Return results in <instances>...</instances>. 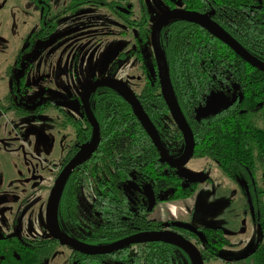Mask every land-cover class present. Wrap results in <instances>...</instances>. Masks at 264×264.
<instances>
[{
  "label": "trees",
  "instance_id": "1",
  "mask_svg": "<svg viewBox=\"0 0 264 264\" xmlns=\"http://www.w3.org/2000/svg\"><path fill=\"white\" fill-rule=\"evenodd\" d=\"M106 1L71 0V7L67 8L76 12L90 3L113 6L114 1ZM184 4L188 9L201 12L215 9L214 19L248 52L264 61V0H184ZM136 22L140 28L139 44L148 45L149 21ZM48 34L45 30L39 37L46 38ZM161 44L177 100L195 137L193 157L212 159L244 194H250L254 219L261 232V239L250 255L255 256L258 264H264V71L245 61L204 28L182 19L164 25ZM143 53L137 54L141 62ZM142 68L145 84L138 97L156 125L164 146L172 156H177L183 151L185 141L161 93L155 61L143 64ZM233 83L240 87L236 105L219 115L198 121L196 109L207 96L219 90L230 94ZM25 87L28 85L24 79L14 82L10 93L0 97V108L10 110L16 107L13 94L23 92ZM92 108L102 127V141L96 154L82 166V171L91 172L93 177L103 174L107 177L99 181L91 195L79 194L81 184L78 177L72 179L70 188L63 193L60 221L72 225L76 235L81 234L80 225L85 220L90 222L91 231L87 235L93 240L109 242L127 235L132 220L142 229L157 225L156 220H149L145 208L134 212L132 204L126 200L123 183L131 173L158 191L173 187L169 196L158 197L159 202L176 204L195 197L200 181L184 183V178L162 159L131 105L116 91L108 87L97 89L92 98ZM21 114L27 115L30 111L22 106ZM256 117L262 119L263 126L258 125ZM81 135L82 141L86 142L90 138V130ZM84 181L87 184V176ZM87 204H91L90 210ZM249 204L246 203L247 210ZM180 231L185 238L195 242L206 262L219 260L221 249L231 244L219 226L202 225L198 231L186 228ZM247 257L228 263L246 264ZM126 258L133 259L132 264H192L182 248L157 242L134 246L127 250Z\"/></svg>",
  "mask_w": 264,
  "mask_h": 264
},
{
  "label": "rangeland",
  "instance_id": "2",
  "mask_svg": "<svg viewBox=\"0 0 264 264\" xmlns=\"http://www.w3.org/2000/svg\"><path fill=\"white\" fill-rule=\"evenodd\" d=\"M67 2L69 0H53L51 14L60 11ZM145 3L151 21L168 9L164 0H145ZM40 15V10L30 0H0V96L10 89V70L15 66L9 65L18 61L25 37L39 28ZM122 30H128L127 23L105 6L88 4L74 16L65 15L57 31L46 40L39 39L33 49L22 55L19 67L29 74L32 82L25 100L32 103L38 98L52 99L69 112H78L85 86L95 77L109 76L113 61L122 51L130 50L136 30L127 36L121 35ZM141 75L139 63L127 58L116 78L139 92L143 86ZM61 115L56 108L21 118L12 112L0 111V197H4L0 200V230L10 232L19 226L25 236L46 233L45 213L39 203L47 193L42 190L43 184H50L52 165L75 140L73 126L62 128L56 124L63 119ZM256 122L263 126L260 117H256ZM202 165L204 161L191 159L179 167L178 172L187 180L202 179L205 176L200 169ZM15 178L24 183L29 180L32 190L27 193L20 189L19 184L14 183ZM27 196L29 201L24 205L23 198ZM16 214L20 216L18 224ZM158 214L157 209L151 216ZM67 250L60 246L46 264H65L61 255ZM252 259L247 264H257L255 258Z\"/></svg>",
  "mask_w": 264,
  "mask_h": 264
},
{
  "label": "flooded vegetation",
  "instance_id": "3",
  "mask_svg": "<svg viewBox=\"0 0 264 264\" xmlns=\"http://www.w3.org/2000/svg\"><path fill=\"white\" fill-rule=\"evenodd\" d=\"M30 1L33 2L38 7V9L41 12L40 19H39L40 20V26H39L38 29L30 32L25 37V44L20 49V53H19L20 57L18 56L19 57L18 61L14 62V63H11L9 65V67L15 66L14 69L10 70L11 77H12V80L11 81L9 80L10 83H11L10 89L8 90V92H6L4 95H2L0 97H4L5 95L10 93V90L12 88V84L14 82L18 81V83H19L20 80L24 79L25 80V84H27L28 87H25L26 90H24L21 93L13 94L15 96V105H16V107H14L13 109H10V110H4V109L0 108V111H2V112H12L17 118H21V117H25L26 116L24 114H21L22 106H23V108L28 109L30 111V114H42L47 108H56V110L59 111L62 114L61 116L63 117V119L60 120L59 122H57L56 124H58V126H60L62 128H66L68 126H73L74 129H75V140H74L73 144L65 152V154L62 155L60 158H58L57 161L54 163V165H52V174L50 175V177H51L50 184H43V187L45 189L43 188L42 190L46 191L47 193L42 199H39V203L42 204V208L44 209V213H45L44 214V226H45L46 233L44 235L35 236V237L25 236L22 233L21 228L19 226H16V228L14 230L10 231V232H5L3 230H0V264H46L47 261H49L55 255V253L57 252V250H58V248L60 246L67 247L69 249L66 252L63 251V254L61 255L63 257V259L66 260L65 264H132V260L133 259H127L126 258L127 250H130L131 248H133L134 246L136 247L139 244L150 243V242H142V243L131 244V245L125 246L123 248H120L118 250L112 251V252H100V253L83 252L81 250L76 249L73 245L62 243L59 238L54 237L51 234V232H50V230L48 228V224H47V208H48L49 199H50V195H51L52 189H53V187H54V185H55V183L57 181V178L59 177V175L63 171V169L74 158H76L83 151H85L87 149V147L89 146L90 142L92 141L93 126H92L91 122L89 121V119L87 117V114H86V111H85V108H84V105H83V102H82L83 93H84V90L86 89V87L89 84H91L92 82H94V81H96L97 79H100V78L118 79V78H116V74L120 71V69L122 68V65L124 64V60H126L127 58L135 59V61H137L139 63L140 69H141V73H142L141 78L143 79V86L145 84V75H144V71H143V68H142L143 64L145 65V63H149V62H152V60H154L155 64H156V68H157V75H158V66H157V61H156V57H155L154 49H153V45H152L151 33H150V41H149L148 45L146 43L139 44V41H141L138 38L140 36L139 35L140 34L139 33V29L140 28L138 26H136V25H139V23L136 22V21L148 20L150 28H151V32H152V25H153V23L156 20L151 21L150 12H149L148 8L145 5L146 4L145 0H107L108 2L114 1L113 6H111V5H101V4H97L96 5L95 4L96 6L108 7L109 10L113 14H115L118 18H120L122 20H124L123 17H125L127 19V21L126 20H124V21L128 25V30H122L121 31V35L127 36V35H129V33L133 32V29L136 30V33L133 32L134 33L133 37H132L133 41L131 42L130 50L122 51L121 54H120V57L118 59H115L113 61V63L111 64V67L109 69L110 75L109 76L99 77V78L95 77V78H93V80L90 83H88L85 86V88H84V90L82 91V94H81V107L78 109V112L72 113V112H69L68 110H66L64 107H61L60 105L56 104V102L53 101L52 99L38 98L37 100H35L32 103H28L25 100V97H26V94L28 92V89L31 88V84L30 83H32V82L29 80V74L27 72L23 73V70L19 66H20V64L22 62V60H21L22 59V55H25L27 52H29L31 50V48L33 49V47H35V44L37 43V41L39 39H41V40L48 39L55 31H57V29L61 25L62 19H63V17L65 15H71V16L73 15L74 16L84 6L81 9H79L78 11L74 12L70 8H67L68 6H70L71 0H69V2H67V4L60 11L51 14L53 0H49V2H48L49 5H48L46 0H40L39 3L34 2L32 0H30ZM259 1L261 2V0H259ZM164 2L168 6L167 10H171V9H186V10H191V11H197V12H200L202 14L209 15L214 21H216L214 19V15L216 13L215 9H212L209 12H201V11H198L197 9H188L186 7V5L184 4V0H179V1L178 0H164ZM40 3H42V5ZM102 3H104V2H102ZM90 4H93V3H90ZM50 14H51V16H50ZM182 20H185V19H182ZM170 21H172V20H170ZM185 21H188V20H185ZM188 22H190V21H188ZM216 22L219 23L218 21H216ZM190 23H193V22H190ZM194 24H196V23H194ZM197 25L200 26L199 24H197ZM200 27H202V26H200ZM129 29H131V31ZM45 30L49 33L48 36L46 38H40L39 36L42 35ZM160 42H161V33H160ZM162 49H163V47H162ZM134 51H136L138 53H135ZM128 52H129V54L126 55L125 53H128ZM130 52H132V54ZM140 52H144L143 53V58L144 59L142 60V62L137 59V54H139ZM163 52H164V50H163ZM147 58H148V60H147ZM75 61H76V63L79 62V56L75 58ZM166 61H167V59H166ZM115 67H117V68H115ZM118 80H120V79H118ZM158 80H159V76H158ZM159 83H160V80H159ZM143 86H142V88H143ZM102 87H108V86L98 87L90 95V106H91L92 112H93L96 120L98 121V124H99V127H100V138L101 139H100V142H99L96 150L92 153V155L87 160H85L84 162L78 164L72 170V172L70 173L68 179L66 180V182H65V184L63 186L62 193H61V196H60V199H59V203H58V209H57V222H58V226H59L60 231L63 234L67 235L75 243L77 242V243H81V244H85V245H89V246L102 248V247H108V246L114 245V244H116V243H118L120 241L128 239L129 237H131L133 235H136L138 233L145 232V231H166V230H168V231H175V232H177V233L182 235L180 229H184L185 228L184 226H182V224H184V223L195 227V229H193L194 231H198V227L202 226V225L219 226V227L223 228L222 226H220L217 223H199V224H197V221L193 220L192 218L191 219H189V218L187 219L186 218L187 216H185V215L183 216V214H177L175 217H172V216H167L166 217L162 212H159L158 216H151V214L155 210L158 209L160 211V206L166 205V204L169 203V202H159L158 197H161V196L167 197V196H169L171 194V192L173 191V187H167V188H164V189L158 191L154 187H151V185H149V183L146 182L145 180L140 179L139 177H136V175L134 173H131L130 178L125 183H123V189H124V193H125L124 194L125 198H126V200L128 202H130L132 204L134 212H136L138 208H142V209L145 208L148 211L149 220H156L157 223H155V224H157V225H154L153 227L149 226V228L142 229L138 225L135 226L134 225V221L132 220V221L129 222L130 225H131V227H130L131 229H130V232L127 235H125V236H123V237H121L119 239L113 240V241L111 240L109 242V241H107V240L105 241L103 239H100V240L94 239L93 240V238H91L89 235L86 234V233H89L91 231L90 230V222L88 220L82 221V224L80 225V231H79V233H81V234H79V235L75 234V230L73 231V229L71 228L72 225H69V223H67L66 221H60V202H61V197H62L63 193H65L70 188L72 179H76L78 177L79 183L81 184L80 185L81 189L79 191V194H81L83 196H85V195L88 196V194L91 195V193H95L94 190H95V187L98 186L99 181H101L102 178H106L107 177L106 174L98 175L96 177H93L91 172L82 171L83 170L82 166L84 164H86L92 158V156L94 154H96V151L99 148V146L101 144V141H102V127H101V124H100L99 120L97 119V117H96V115H95V113L93 111V108H92V98L94 96V93H95V91L97 89L102 88ZM160 87H161V85H160ZM108 88H110V87H108ZM142 88H141V90H142ZM239 88L240 87H239V85L237 83H233V88H232L233 91L230 94H228L224 90L212 91V92H224L229 98H232L233 95L236 94L237 99H236L235 103L229 107V108H231L234 105H236V103L238 102V100L240 98V95H238L239 94ZM110 89H112V88H110ZM112 90H114V89H112ZM141 90L139 92H135V91L134 92L138 96V94L141 92ZM161 93H162V90H161ZM210 95H211V93L207 96L206 101L203 104H200V105H205L207 100H208V97ZM229 108H227V109H229ZM197 109H196L195 117H196V114H197ZM227 109H222V111L220 113L214 114V115H219V114H221L223 111H225ZM202 119H204V118H202ZM56 120L58 121L59 119L57 118ZM198 121H200V120H198ZM88 130H90V138L87 139L86 142H84L81 139V136H82L81 134H82V132H87ZM79 132H81V134ZM76 147L77 148L79 147V148L76 149ZM165 150H166V152H167V154L169 156H172L168 152L166 147H165ZM183 151H184V149H183ZM183 151L180 154H178L177 156H172V157L174 159H178L183 154ZM205 158L208 159V161H209L208 163L209 164L203 165V169L200 168V169H202L204 171V174H205V176L203 177V180L205 179L207 181L212 182V179L209 177V166L212 165V164H217V163L214 162L212 159H210L208 157H205ZM192 159H197L198 160V159H204V158H194L193 157ZM57 162L59 163L58 165H57ZM174 169L176 170V172L179 175H181L178 172V168H174ZM258 175H259V178H260V173ZM86 176H87V180H88L87 184L84 181ZM182 177L184 178V183L192 181V180H187L184 176H182ZM18 180L19 179L15 178L14 179V183L15 184H19V188L20 189H22L23 191H27V193H29L32 190V187L30 186V184L28 182L29 180L26 181L27 183H24L21 179L19 181ZM193 180H199L200 184L202 182L201 179H193ZM20 184H22V187H20ZM200 184H199V186H200ZM199 186H198V189H199ZM147 187H150L153 190L155 201H156L155 202V206L151 210H149V205H150V198H149L150 195L149 194H151V193H150V191H148L146 189ZM238 188H239V186H238ZM198 189H197V192H198ZM239 190L242 192V194H243V196L245 198L244 211L247 214L251 215V217L253 219V222L258 226L259 231H260V226L255 222V219H254L255 211H254V208H253L252 198H251L250 194L249 193L244 194L243 191L240 188H239ZM249 196L251 198V201L249 200ZM95 197H96L95 194H93V198H95ZM3 199H4V197H0V200H3ZM89 200H92V198H89ZM28 201H29L28 196L23 198L24 205H26ZM247 202L250 203L249 204V210H247L245 208ZM90 207H91V204H87V209L88 210H90ZM20 214L22 215L23 213H21V211H20ZM192 214H194V212ZM16 216L17 217L15 219V223L18 224L20 216L17 215V214H16ZM186 229H188V228H186ZM188 230H192V229H188ZM224 231L226 233L227 238L231 242V244L226 245V246H232L233 243H232L231 239L229 238V236L227 235V231L225 229H224ZM260 239H261V232H260L259 241H260ZM188 240H190V239H188ZM190 241L195 244L194 241H192V240H190ZM259 241H258V243H259ZM157 243H164V242H157ZM258 243H257V245H258ZM166 244H169V243H166ZM170 245H172V244H170ZM226 246H224V247H226ZM256 246H255V248H256ZM222 249H221V251H222ZM221 251H220V256H221ZM251 252H249L246 255H243L241 257H238V258H235V259H230V260L223 259L222 256H221V258L219 260H216V261H221V262H224V263H227V264H231V263H228V261H233V260L240 259V258L248 256L247 259H246V264H247L248 259L251 256L255 258V256L250 255ZM189 257H190V255H189ZM190 259H191V257H190ZM255 260H256V258H255ZM191 261H192V259H191ZM205 262L206 261H204V264H205ZM211 262H214V261H211ZM256 262H257V260H256ZM55 264H63V263L58 262V263H55ZM192 264H194L193 261H192Z\"/></svg>",
  "mask_w": 264,
  "mask_h": 264
},
{
  "label": "water",
  "instance_id": "4",
  "mask_svg": "<svg viewBox=\"0 0 264 264\" xmlns=\"http://www.w3.org/2000/svg\"><path fill=\"white\" fill-rule=\"evenodd\" d=\"M174 19H185L190 22L199 24L200 26L208 30L212 35L216 36L225 44L230 46L245 61H247L257 69L264 71V61L258 59L250 52H248L229 32H227L219 23L214 21L209 15L186 9H171L163 12L152 25L151 40L157 61L158 76L160 80L162 95L170 110L172 118L174 119L178 128L182 132L185 140V148L183 154L178 159H174L172 156H169L167 154L156 125L146 112L137 94L126 83L118 79L100 78L89 84L84 90L82 102L87 117L93 126L92 141L90 142L89 146L85 151H83L80 155L74 158L63 169L52 189L47 208L48 228L51 234L54 237L59 238L64 244L73 245L76 249L81 250L83 252L100 253L112 252L135 243L164 242L182 248L185 252L190 255L194 264H204V260L199 248L193 242L186 239L183 235L175 231H145L133 235L128 239L120 241L114 245L100 248L77 242L75 243L67 235L63 234L60 231L57 222L58 203L66 180L68 179L72 170L78 164L84 162L92 155V153L96 150L101 139L100 127L90 106V95L98 87L108 86L114 89L131 105L136 117L145 127L153 143L160 152L162 159H164L170 166L174 168L185 166L193 158L196 146L195 137L177 100L172 84L169 67L160 42V33L163 26L168 21ZM236 99V94H234L232 98H229L224 92H212L211 95L208 97L206 104L200 105L197 109L196 118L198 120H201L202 118H207L210 115L218 114L222 111V109H227L231 105H233ZM146 189L151 193L149 194V210H151L155 206L156 202L154 192L150 187H147ZM249 200L251 201L250 196ZM182 226L192 230L195 229V227L185 223L182 224Z\"/></svg>",
  "mask_w": 264,
  "mask_h": 264
},
{
  "label": "crops",
  "instance_id": "5",
  "mask_svg": "<svg viewBox=\"0 0 264 264\" xmlns=\"http://www.w3.org/2000/svg\"><path fill=\"white\" fill-rule=\"evenodd\" d=\"M198 160L209 164L207 158ZM200 168L203 169V165ZM209 177L212 182L201 179L195 197L183 203L162 205L159 212L166 217L183 214L197 223H217L227 231L233 243L222 249V258L230 260L246 255L257 245L260 231L251 215L244 211L245 198L236 183L217 164L209 166Z\"/></svg>",
  "mask_w": 264,
  "mask_h": 264
}]
</instances>
